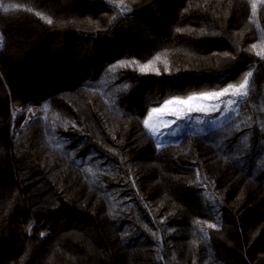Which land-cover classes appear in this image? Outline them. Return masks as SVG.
<instances>
[{"label": "trees", "instance_id": "trees-1", "mask_svg": "<svg viewBox=\"0 0 264 264\" xmlns=\"http://www.w3.org/2000/svg\"><path fill=\"white\" fill-rule=\"evenodd\" d=\"M0 2V264H264V0ZM248 71L223 123L145 128Z\"/></svg>", "mask_w": 264, "mask_h": 264}, {"label": "snow or ice", "instance_id": "snow-or-ice-1", "mask_svg": "<svg viewBox=\"0 0 264 264\" xmlns=\"http://www.w3.org/2000/svg\"><path fill=\"white\" fill-rule=\"evenodd\" d=\"M120 4H124V0H120ZM0 7H3V4L0 3ZM252 14L255 16L257 5L255 2L252 3ZM8 7H3V11L7 12ZM127 9L126 5L120 8V11L123 12ZM47 22L49 24L52 23L51 19H48ZM179 31V29H177ZM2 47V45H0ZM253 50L257 48V45H252ZM256 55L264 58V49H261L256 52ZM160 60V57L157 56L155 60L149 61L147 64L140 65L138 61H127L122 62L120 65H114L113 68L116 67H131L136 65L138 70L142 73L146 72H156L159 74V69L155 67V62ZM111 71V69L109 70ZM253 76L252 71H248L243 78L236 84H229L226 88L217 92H206L201 93L199 95L188 96L186 99H181L179 97L169 99L163 103L161 107L153 108L149 113L147 118L143 121L145 128H147L150 133L154 136L160 135L159 128L161 125L164 127H169L172 124L176 123V120L171 121H156L155 117L163 116V115H171L177 117V119L188 116L191 112H208V111H219L220 104H205L204 101H220L222 97L231 96L234 98H239V100H244L248 97L250 91V81ZM239 100L229 99L227 101V105L230 110L235 111L233 105L237 104ZM159 147V145H158ZM91 171V170H89ZM210 228H215V224L208 225ZM43 235V234H42Z\"/></svg>", "mask_w": 264, "mask_h": 264}, {"label": "rangeland", "instance_id": "rangeland-1", "mask_svg": "<svg viewBox=\"0 0 264 264\" xmlns=\"http://www.w3.org/2000/svg\"><path fill=\"white\" fill-rule=\"evenodd\" d=\"M3 43H4L3 35L0 32V45L3 46ZM0 49H1V47H0ZM5 84L6 83L4 82L3 75L0 71V85H2V86L4 85L5 89H6V96L2 95V97H3L2 99H5V101H6V100H8L9 89H8L7 85H5ZM221 90L208 91V92H217V91H221ZM203 93H206V92H203ZM199 94H201V93H196L193 95H199ZM173 98H176V97H171L169 99H173ZM179 98H181V97H179ZM186 98H181V99H186ZM169 99H167V100H169ZM229 99L239 100V98L226 96V97H222L220 101H204L203 102L205 104H217V103H219L220 104V110L219 111H208V112H195V111H193L188 116H183L179 119H177V117L171 116V115H163V116L155 117L156 121L176 120V123L170 125L169 127H164L163 125L160 126V128H159L160 135L155 136L158 144L162 145L168 141H173L185 131L197 132V131L206 129L209 126L216 125L217 123H223L232 115V112H234L233 110H230L229 106L227 105V101ZM237 105H238V103L233 105V108L236 109Z\"/></svg>", "mask_w": 264, "mask_h": 264}]
</instances>
